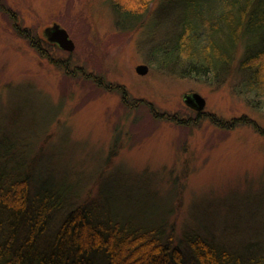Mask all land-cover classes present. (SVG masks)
<instances>
[{"label":"rangeland","instance_id":"1","mask_svg":"<svg viewBox=\"0 0 264 264\" xmlns=\"http://www.w3.org/2000/svg\"><path fill=\"white\" fill-rule=\"evenodd\" d=\"M166 1L123 0L144 16L122 30L109 0H0V131L72 201L106 185L150 192L146 216L169 206L177 236L207 227L237 232L226 238L239 249L264 244V107L236 92L235 64L221 83L159 66L156 47L181 29L180 5ZM53 23L72 51L46 41ZM190 92L202 112L183 102Z\"/></svg>","mask_w":264,"mask_h":264},{"label":"trees","instance_id":"2","mask_svg":"<svg viewBox=\"0 0 264 264\" xmlns=\"http://www.w3.org/2000/svg\"><path fill=\"white\" fill-rule=\"evenodd\" d=\"M109 1L122 30L141 23L144 12ZM171 2L181 7V29L156 47L159 66L221 83L235 64L236 92L264 107V0ZM28 155L0 131V264H264V244L239 249L226 238L237 232L192 227L177 236L169 206L146 216L150 192L123 197L106 185L98 200L72 201Z\"/></svg>","mask_w":264,"mask_h":264},{"label":"water","instance_id":"3","mask_svg":"<svg viewBox=\"0 0 264 264\" xmlns=\"http://www.w3.org/2000/svg\"><path fill=\"white\" fill-rule=\"evenodd\" d=\"M43 34L48 41L56 43L60 49L72 51L74 48V43L66 29L57 23L45 27ZM146 68V65L139 64L135 69L137 73L144 74ZM182 99L187 106L195 110H202L205 105V99L197 92L183 93Z\"/></svg>","mask_w":264,"mask_h":264},{"label":"flooded vegetation","instance_id":"4","mask_svg":"<svg viewBox=\"0 0 264 264\" xmlns=\"http://www.w3.org/2000/svg\"><path fill=\"white\" fill-rule=\"evenodd\" d=\"M46 38V37H45ZM46 41L47 42H49V43H51V44H55L57 47H58V45L56 44V43H54V42H50V41H48L47 39H46ZM59 48V47H58ZM191 108V107H190ZM193 109V108H192ZM195 110V109H194ZM203 110V109H202ZM202 110H196L198 113L199 112H202Z\"/></svg>","mask_w":264,"mask_h":264}]
</instances>
